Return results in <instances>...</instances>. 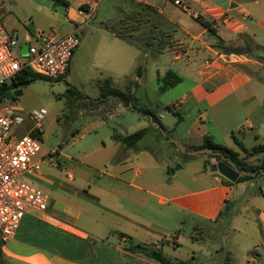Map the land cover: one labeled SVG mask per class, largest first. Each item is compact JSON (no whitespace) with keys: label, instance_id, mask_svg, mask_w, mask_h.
Returning <instances> with one entry per match:
<instances>
[{"label":"rangeland","instance_id":"rangeland-1","mask_svg":"<svg viewBox=\"0 0 264 264\" xmlns=\"http://www.w3.org/2000/svg\"><path fill=\"white\" fill-rule=\"evenodd\" d=\"M121 4L125 6L127 13L121 14L115 2L104 0L100 3L96 16L78 30L80 43L74 51L69 73L59 80L38 78L23 87L22 95L17 101L9 100L10 104L13 103L12 107L26 113L24 122L14 127L15 134L18 137L29 134L36 123L28 114L46 109L41 128L32 133L42 142L40 157L47 160L51 156L57 162L61 159L70 166H75L78 162L89 164L92 168L83 167L90 172L96 184L113 183L115 192H119L123 197L138 196L139 192L129 186L131 182L154 192L146 194L148 197L146 215L150 219H156V215L165 214L163 219L159 220L171 228L166 231V235L173 237L179 234L182 246L176 247L175 254H171L174 260H188L191 257V250L209 248L208 244L193 242L189 237L191 232L200 231L206 235L209 243L212 240L213 245L223 241L228 246L240 249L239 262L235 264H241L243 256L247 258V254L243 255L242 251L253 248L254 240L250 235H243L237 229H232V224L235 223L232 218L237 212L238 205L223 208L224 215L219 222H215L190 211L179 210L173 213L171 211L173 204H161L159 198L160 196L169 198L207 186L211 182L207 174L211 171L210 166L221 161L241 172L229 158L205 146L204 135L207 132L201 120V117L205 116L201 113L210 110L213 119L212 123L207 122V125H212V129L217 125L221 130L224 139L214 135V139L212 138L214 142L222 144L225 142V145L230 144L229 146L236 148L233 141L235 137L251 151L253 146L262 143L261 140H257V135L260 133L261 139L264 138V106L253 111L252 101L241 104V96L234 92L231 86H226L204 100L186 101L185 96L190 93L198 78L197 74L192 75L187 66H184L188 58L176 61L173 51L161 54L147 50L142 52L141 49H144L145 45L134 46L114 36L110 31L112 26L139 43L156 44L155 46H160V49L173 46V41L167 39L166 33L155 28L157 19L153 11L129 1ZM9 10L22 24L26 26L37 24L27 8L19 10L11 7ZM53 20L58 22L55 18ZM62 21L61 13L59 23L64 24ZM30 29L32 32L38 30L36 27ZM21 42L24 43L22 39ZM250 43L251 48L244 46L243 41L238 43V47L254 56L260 53L261 47L253 41ZM204 56L205 54H197L193 57L192 62L196 67L203 63ZM139 65L142 66L143 72L138 77L136 71ZM169 69L179 73L181 82L162 90L160 85L163 81H159L158 76ZM106 79H111L112 87L123 91H128L130 87L128 83L133 80L134 101L130 105L120 102L117 107V98L100 101L103 90H107V87H104ZM254 82L264 88V70L260 73V79H255ZM174 104H179L175 111L168 108ZM133 105L155 112L164 127L161 126L162 123H154L151 115L133 109ZM177 111L182 118L176 114ZM248 119L255 122L257 127L254 130L248 128ZM147 127H152V130L136 146L128 149V152L118 150L119 143L113 139L116 131L131 134ZM102 142L107 146H103ZM55 150L59 155L52 153ZM236 150L240 152L242 158L248 159L249 163L264 159V153L249 157L241 148L237 147ZM61 152H65L71 158H65ZM212 172L220 174L219 171ZM253 181L257 184L254 188L257 194L253 196V201L259 202L264 208V176H258ZM141 194L145 195L143 192ZM240 210L243 213H254L256 216L250 205L242 206ZM178 228L182 229L181 232H178ZM118 240L117 238L116 241ZM111 241H115L113 235ZM125 244L121 245L123 249ZM206 256L209 258L210 254L207 253L201 258L197 256L195 262L198 263L201 259L204 261ZM245 262L242 264H246Z\"/></svg>","mask_w":264,"mask_h":264},{"label":"crops","instance_id":"crops-1","mask_svg":"<svg viewBox=\"0 0 264 264\" xmlns=\"http://www.w3.org/2000/svg\"><path fill=\"white\" fill-rule=\"evenodd\" d=\"M111 1L117 4L121 14L127 13L125 6L121 4L125 1L144 6L155 13L157 19L155 28L166 33L167 39L173 41V46L160 49V46H155L156 44L139 43L132 38L119 37L113 30L110 31L114 36L131 45H145V48L141 49L142 52L147 50L161 54L165 51H173L176 61L188 58L184 66H187L192 75L197 74L198 78L190 93L185 96L186 101L204 100L226 86H231V89L241 96V104L252 101L253 111L264 106V88L254 82L255 79H260L264 62L256 59L252 53H227L214 46L219 39L224 40L226 44L238 45L246 41L244 37H248L247 40L261 47L257 55L264 56V0ZM11 7L19 10L27 8L37 24L34 22L32 26L31 24L26 26L17 21L14 18L15 14L9 10ZM91 8L87 0H0V21L8 31L17 33L20 40L22 39L24 54L28 35L33 33L30 28L45 30L44 28L48 27L51 28L49 30H57L61 35L78 32L83 25L93 19L89 14ZM61 13L64 24L59 23ZM226 13L235 17L232 25L223 22V15ZM54 18L58 22H55ZM105 28L108 29L106 26ZM197 54H205L203 63L199 67L192 62ZM169 70L179 75L176 70ZM169 70L160 73L158 80L162 82ZM163 84L160 85V89ZM120 102L123 101L118 99L116 107ZM178 107L179 104H174L170 109L175 111ZM209 111L205 110L201 113L205 116L201 117L207 132L205 135L213 139L215 136L224 139L217 125L215 129L211 128L212 125H207V122L212 123L213 119ZM247 121L249 129L254 130L257 127L253 120ZM162 126L164 127L163 123ZM115 135L128 134L116 131L113 135L114 141L119 143L118 150L123 152H128V149H132L146 136L129 148ZM261 136L259 133L257 140H261V144H264V138L261 139ZM233 141L234 145L241 148L237 138L234 137ZM102 145L107 146L105 142H102ZM229 145L225 146L237 151V147L234 149ZM256 146H253L252 150ZM52 153L59 155L57 150ZM61 155L71 158L65 152H61ZM37 158L41 163V170L36 175L26 176V180L48 193L51 204L43 214L36 212L25 214L15 237L0 246V264H5V261L6 264H160L143 253L129 250L130 246L139 243L161 249L166 255L175 259L171 254H175L176 247L182 246L179 242V234L173 237L166 235V231L171 228L159 220L163 219L165 214L156 215V219H150L146 215L148 208L146 194H154V192L131 182L129 186L139 192L138 196L123 197L119 192H115L113 183L96 184L90 172L83 167L92 168L89 164L78 162L75 166H70L61 159L57 162L51 156L47 160L39 155ZM239 173L240 176L245 174V172ZM207 174L211 181L207 186L189 193L172 195L169 198L160 196L159 202L173 204L171 210L173 213L179 210L190 211L215 222H219L224 215L223 208H233L238 205L237 212L232 218L235 221L232 229H237L243 235H250L254 240L253 248L242 251L243 255L247 254V258L243 256V262L264 264V208L259 202L253 201V196L257 194L254 191L256 182L253 181L254 179L246 182H238V179L231 181L221 173H213L212 170ZM141 192L145 195L142 196ZM246 205L251 206L256 216L254 213L241 212V207ZM181 230L178 228V232ZM194 233L189 234L191 240L208 244L209 248L191 250V257L188 260L193 264L239 262L240 249L228 246L223 241L213 245L212 240L209 243L204 233L200 231ZM111 235L115 241H111ZM122 243H126L124 249L121 247ZM207 253L210 254L209 258L206 256L204 261L201 259L200 262H195L197 256L201 258Z\"/></svg>","mask_w":264,"mask_h":264},{"label":"built area","instance_id":"built-area-1","mask_svg":"<svg viewBox=\"0 0 264 264\" xmlns=\"http://www.w3.org/2000/svg\"><path fill=\"white\" fill-rule=\"evenodd\" d=\"M94 17L102 0H87ZM179 3V1H177ZM223 22L232 25L235 17L226 13ZM80 43L76 31L61 35L57 30L39 29L28 35V54L17 33L8 31L0 21V86L14 79L24 68L48 79L62 78L71 66ZM15 102V101H11ZM13 104V103H11ZM9 100L0 103V243L13 239L28 212L45 213L51 197L43 189L26 180L41 170L38 155L42 142L32 135L41 128L46 109L31 112L28 117L36 125L29 134L18 137L15 126L24 122V111L12 107Z\"/></svg>","mask_w":264,"mask_h":264},{"label":"trees","instance_id":"trees-1","mask_svg":"<svg viewBox=\"0 0 264 264\" xmlns=\"http://www.w3.org/2000/svg\"><path fill=\"white\" fill-rule=\"evenodd\" d=\"M111 29L117 34V36L122 37V38H129V37L121 34L120 32H118L116 29H114L113 26L111 27ZM214 46L217 47L218 49H220L221 51L227 52V53H241V52H243L238 47V45L226 44V42L222 39H219V41L217 43H215ZM244 46L251 48L250 41L246 39ZM254 57L256 59H258L259 61L264 62V56L255 55ZM70 69H71V66H69L67 73L70 72ZM136 72H137L138 77L142 75L143 71H142L141 65H139L137 67ZM38 78L48 79L46 77H43V76L35 73L30 68L22 69V71L18 74V76L16 78L11 79L6 84L0 86V103L3 101H7V100L17 101L18 98L20 97V95H22L23 87L31 84L33 81L37 80ZM57 80H59V79H57ZM180 82H181V77L179 75H177L176 73H174L172 70H169L167 72V74L165 75V77L163 78L164 84L162 86V89L165 90L168 87L176 86ZM111 83H112L111 79L105 80V86L104 87H107V90H105V91L103 90V93L100 97V101L105 102L110 97H115V98L123 101L127 105H130L134 101L135 97L132 93V85L135 82L133 80L128 83V85L130 86V87L128 86L129 87L128 91H123L121 89L114 88V87H112ZM68 90L72 91V92H76L75 90L74 91L70 90V89H68ZM133 108L138 110V111H142V112H145L146 114L151 115L154 122L161 124V120L155 114V112H153L151 110L140 109L136 105H133ZM168 108L170 109L171 106H168ZM177 114L179 115L180 118H182L180 113H177ZM150 131H151V127H147V128L140 129V130H138L132 134L122 135V136L121 135L120 136L115 135V137L120 138L126 144L127 147L132 148L141 138H143ZM33 136L37 137L34 134H33ZM204 140H205L204 144L207 148L220 152L223 156H225L226 158H229L232 162H234L240 168L241 172H245L244 175H242L238 178V181H240V180H252L258 176H264V159H262V160L258 159V161H256V163H249L248 159L240 157L239 152L233 150L232 148H230L228 146L214 142V140L210 136L205 135ZM238 144L247 153V155L249 157L253 156L255 154H258V153H264V144L257 145L251 151H249L243 145V143L238 141ZM129 250L132 252H135V253H143L146 256H148L149 258L159 262L160 264H193L192 261H190V260H174L170 256L166 255L161 249H157L155 247L148 246V245H143L141 243L130 246ZM0 252H1V249H0Z\"/></svg>","mask_w":264,"mask_h":264},{"label":"water","instance_id":"water-1","mask_svg":"<svg viewBox=\"0 0 264 264\" xmlns=\"http://www.w3.org/2000/svg\"><path fill=\"white\" fill-rule=\"evenodd\" d=\"M27 54H28V46H26L24 50V55ZM210 169L212 171H219L222 175H224L231 181H236L240 176L239 171H237L236 169H234L233 167H231L230 165H228L223 161L219 162L218 164H212L210 166Z\"/></svg>","mask_w":264,"mask_h":264}]
</instances>
